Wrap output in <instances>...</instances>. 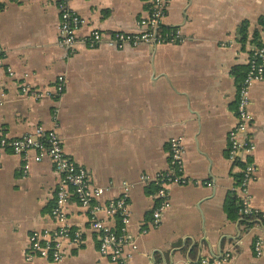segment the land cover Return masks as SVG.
Segmentation results:
<instances>
[{
  "label": "crops",
  "instance_id": "crops-1",
  "mask_svg": "<svg viewBox=\"0 0 264 264\" xmlns=\"http://www.w3.org/2000/svg\"><path fill=\"white\" fill-rule=\"evenodd\" d=\"M151 4L73 0L86 24L69 56L60 44L59 0H5L0 138L58 126L65 153L88 172L93 187L106 190L95 204L118 200L129 184L127 236L137 246L126 249L129 264H195L215 257L228 258L223 264H264V81L251 87L249 107L256 150L248 159L258 168L251 206L261 216L249 226L227 208L233 195L240 198L244 164L229 159V135L237 124L238 92L251 51L264 47V0H171L164 28L183 37L174 45L118 50L83 43L94 30L141 33L139 23L150 16ZM61 76L67 84L59 101L25 96L20 86L54 94ZM177 138L185 146L188 184L169 186L170 208L155 226L158 187L141 178L169 171L170 142ZM60 181L53 163L37 162L33 153L30 159L11 151L1 156L0 264H43L28 260L30 238L57 230L53 209ZM66 209L82 242L65 245L63 264H113L102 256L89 210L73 193ZM100 219L121 227L116 216L101 213Z\"/></svg>",
  "mask_w": 264,
  "mask_h": 264
},
{
  "label": "built area",
  "instance_id": "built-area-1",
  "mask_svg": "<svg viewBox=\"0 0 264 264\" xmlns=\"http://www.w3.org/2000/svg\"><path fill=\"white\" fill-rule=\"evenodd\" d=\"M5 0H0V6ZM73 0H59V11L61 16V45L67 55H73L78 43V32L86 24V21L75 11L72 5ZM171 0H152L150 16L142 19L139 23L142 32L130 34L117 32L106 35L101 30H94L91 35L83 40V43L90 49H98L103 46L123 50L127 47L138 48L142 46H161L177 44L183 40L180 31H167L164 28L165 17ZM5 51L0 48V70L4 69ZM11 77L14 73L8 69ZM264 81V47L255 48L251 51L248 70L244 81L241 83L238 92L237 124L229 135V159L233 162L244 164L242 178L239 185L240 190V215L242 218L257 220L261 214L251 206L250 187L257 180L258 168L251 162L250 156L256 150L253 137L250 134L252 116L249 111L251 105L250 90L257 83ZM67 79L61 76L56 81L55 92L39 93L29 87L28 84H21L25 96L34 99L54 97L59 101L65 94ZM4 97V95L2 94ZM59 111H55V119H58ZM11 151L15 155L30 159L34 154V160L43 162L49 160L53 163L61 181L58 187L56 204L53 209V218L58 225L56 231L36 232L30 238V255L28 260L41 259L43 264H63L66 259L64 247L69 245H80L82 232L75 230L68 223L67 204L71 193L79 200L80 204L89 210L92 227L100 234L102 256L109 259L113 264H129L130 255L126 253L129 246H137L130 242L127 236V227L130 222V185L126 184L122 196L111 201L108 205L95 204V201L103 197L106 190L95 188L91 184L88 172L66 153L63 147L62 136L58 126L52 130L38 127L34 132L21 138L8 139L0 138V160L1 156ZM184 155L185 146L183 139L177 138L170 142V169L166 173H159L153 176L145 175L141 178L144 184H154L158 187L157 197L159 206L154 211V224L159 225L163 213L170 208L171 185H186L188 180L184 176ZM29 165L25 167L27 174ZM116 216L120 219V228L107 226L101 219L100 214ZM263 244L259 240L256 244L258 256L262 255ZM228 258H205L195 264H223ZM194 264V263H178Z\"/></svg>",
  "mask_w": 264,
  "mask_h": 264
},
{
  "label": "trees",
  "instance_id": "trees-1",
  "mask_svg": "<svg viewBox=\"0 0 264 264\" xmlns=\"http://www.w3.org/2000/svg\"><path fill=\"white\" fill-rule=\"evenodd\" d=\"M264 24V23H263ZM244 31H242L243 33ZM245 34V32H244ZM228 213H231V217L237 219L238 217H241L240 215V203L236 195H233L227 204ZM246 220V223L249 224V226L253 225L254 223H251L253 221L252 218H244Z\"/></svg>",
  "mask_w": 264,
  "mask_h": 264
},
{
  "label": "rangeland",
  "instance_id": "rangeland-1",
  "mask_svg": "<svg viewBox=\"0 0 264 264\" xmlns=\"http://www.w3.org/2000/svg\"><path fill=\"white\" fill-rule=\"evenodd\" d=\"M167 16V15H166ZM166 18V17H165Z\"/></svg>",
  "mask_w": 264,
  "mask_h": 264
}]
</instances>
